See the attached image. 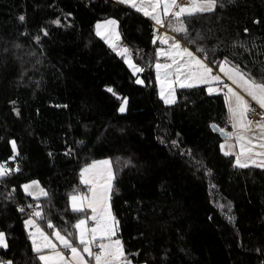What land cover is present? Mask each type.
<instances>
[{
	"label": "trees",
	"instance_id": "16d2710c",
	"mask_svg": "<svg viewBox=\"0 0 264 264\" xmlns=\"http://www.w3.org/2000/svg\"><path fill=\"white\" fill-rule=\"evenodd\" d=\"M108 18L119 22L120 42L144 67V85L135 83L123 60L96 36V22ZM56 19L60 26L52 23ZM185 23L210 37L209 48L224 42L217 59L236 52L254 75L264 68V0H236ZM153 28L148 18L116 0H0V162L21 169L0 184V193L16 188L6 206L0 199V230L10 245L0 249V258L39 264L17 204L39 203L56 228L75 238L72 225L83 214L71 211L68 194L80 190L82 167L109 159L116 175L110 201L119 222L116 238L126 253H139L130 256L134 264H264V171L234 168V157L221 152L223 138L211 124L231 129L222 94L209 96L201 85L177 88L176 105L160 100L151 70L158 45L152 43ZM233 40L258 47L249 54L232 49ZM13 42L23 47L13 49ZM108 87L128 97L124 114ZM13 139L20 153L15 162L9 160ZM172 140L193 158L170 148ZM117 158H131L136 166L122 167ZM33 179L49 198L34 201L24 194L20 185Z\"/></svg>",
	"mask_w": 264,
	"mask_h": 264
},
{
	"label": "snow or ice",
	"instance_id": "6c2138e0",
	"mask_svg": "<svg viewBox=\"0 0 264 264\" xmlns=\"http://www.w3.org/2000/svg\"><path fill=\"white\" fill-rule=\"evenodd\" d=\"M235 2L236 0H190V3L184 6L177 0H116V3L127 5L150 18L154 22L152 43L155 45L159 41L161 45H167L166 48L156 49L157 62L154 66L159 98L164 105L177 104V88L198 89L204 85L209 96L222 94L232 131H225L224 128L217 127L215 124L211 125L212 130L219 132L224 138V142L219 145L221 152L225 156L235 157L234 168H254L264 171V112L257 113L261 116L259 121L249 118V114L255 112L252 102L264 110V68H261L258 76L254 75L246 64L242 67L243 60L236 52L231 53V58L230 55L225 54L222 59H217L225 51L221 48L224 42L218 40L215 46L209 48L207 41L210 37L201 30H190L185 23L186 20L198 16L214 15L218 9L224 10ZM25 19L24 15L18 17L21 23ZM253 22L260 23L259 20ZM52 23L60 26L61 21L56 19ZM165 24L175 35H169L167 32L157 34L158 29L164 28ZM118 29L119 22L109 18L102 23H96L95 34L123 60L131 70L132 76L136 77L135 83L144 85V80L138 74L143 73L145 69L134 61L132 50L120 43ZM40 31L45 37L49 35L47 29L42 28ZM248 31L247 28L244 29L245 33ZM34 40L37 45L41 43L39 35H36ZM22 47L19 42L12 44L13 49ZM230 47L243 49L250 54L251 49H256L258 46L255 42L249 47L247 41L233 40ZM3 51L7 53L10 49L4 48ZM136 54L139 55L140 51L137 50ZM29 55L35 56V52L30 51ZM162 57L166 62H160ZM36 63H40V60L37 59ZM213 65L219 69L216 74H214ZM221 73L223 76L220 75ZM36 83L39 86V82ZM106 91L121 101L117 111L124 114L127 111L128 97L119 96L112 87H108ZM10 103L13 105V112L19 116L20 111L15 107V102L10 101ZM179 135L177 133V136ZM9 143L13 153L9 160L15 162L20 155L18 146L14 139ZM161 143H164L163 139ZM170 148L176 149L182 157L187 155L190 159L193 158L190 149H180L178 140H172ZM237 148L238 151H236ZM65 154L70 155L71 149ZM117 161L121 162L120 158H117ZM196 164L203 167L199 161ZM121 165L122 167L136 166L131 158L123 160ZM20 171L19 164L9 167L7 162H0V184ZM209 171L205 168L206 174ZM79 177L80 183L87 186L88 191L81 193L74 189L68 194V204L75 214H84L86 210H90L91 215L78 219L72 225L75 238H73L74 233L67 229H64L62 234V230L56 228L39 203L35 206L32 203L16 205L17 211L26 216L22 223L35 260L39 261V264H133L130 256H138L139 253H126L123 242L119 238H114L119 222L110 206L116 180L112 162L109 159L93 160L80 169ZM20 188L34 201H38L41 197H50L49 192L35 179L23 183ZM15 192L16 188L13 186L11 190L0 193V199L5 202V206L13 201ZM221 207L224 206L221 205ZM231 219L232 217L229 216L230 221ZM88 220L94 222L91 227L87 226ZM38 221L46 222L47 228L52 229L51 234H48ZM9 247L8 235L0 230V249L7 251ZM0 264H14V260L0 258ZM135 264L140 262L137 260Z\"/></svg>",
	"mask_w": 264,
	"mask_h": 264
},
{
	"label": "crops",
	"instance_id": "0c3cea01",
	"mask_svg": "<svg viewBox=\"0 0 264 264\" xmlns=\"http://www.w3.org/2000/svg\"><path fill=\"white\" fill-rule=\"evenodd\" d=\"M177 2L179 3V4H181V5H184V6H187L189 3H190V0H187V3H181L179 0H177ZM134 10V9H133ZM135 11V10H134ZM139 14H141V13H139ZM142 15V14H141ZM145 17V16H144ZM146 18H148V17H146ZM153 24H154V22L150 19V18H148ZM171 31V30H170ZM171 35H175L174 33H170ZM121 43V42H120ZM121 44H123V43H121ZM124 45V44H123ZM217 72H219V69H218V67H217ZM221 76H223V74L221 73L220 74ZM252 106H257V107H259L258 105H256L254 102H252ZM263 112H264V110H263ZM231 126V125H230ZM230 131H232V129H230L229 130V132ZM224 142V138H223V141H222V143ZM231 142V141H230ZM236 151H238V148L236 149ZM234 157V156H233ZM234 159H235V157H234ZM100 160H103V159H100ZM79 180H80V177H79ZM80 185H81V187H82V189H80L78 192H81V193H87V191H88V189H87V186H85V185H82L81 183H79ZM90 216L91 215V212H90V210H86V212L79 218V219H81V218H84V216ZM39 222V221H38ZM93 221H91V220H88V222H87V226H89V227H91L92 225H93ZM40 226L42 227V228H44V230L48 233V234H51V232H52V229H48L47 227H44L43 225H41L40 224ZM63 234V233H62ZM114 238H116V237H114ZM54 239V238H53ZM134 264V263H133Z\"/></svg>",
	"mask_w": 264,
	"mask_h": 264
},
{
	"label": "built area",
	"instance_id": "2783aa9c",
	"mask_svg": "<svg viewBox=\"0 0 264 264\" xmlns=\"http://www.w3.org/2000/svg\"><path fill=\"white\" fill-rule=\"evenodd\" d=\"M181 3H187V0H179ZM164 30H166L165 28H159L158 29V33L157 34H162L163 32H164ZM159 41H157V43H158ZM183 43V42H182ZM160 62H166L165 61V58H160ZM213 70H214V73H218L217 72V68H216V66L215 65H213ZM254 109H255V112L254 113H250L249 114V118L250 119H253V120H255V121H259L260 119H261V116L260 115H258L257 113H261V112H263V110H261L259 107H257V106H252ZM78 188L79 189H82V187L81 186H78Z\"/></svg>",
	"mask_w": 264,
	"mask_h": 264
},
{
	"label": "rangeland",
	"instance_id": "374dc122",
	"mask_svg": "<svg viewBox=\"0 0 264 264\" xmlns=\"http://www.w3.org/2000/svg\"><path fill=\"white\" fill-rule=\"evenodd\" d=\"M109 19V18H108ZM113 19V18H112ZM106 19H104V20H99V21H97V22H103V21H105ZM96 22V23H97ZM96 25V24H95ZM94 31H95V27H94ZM164 32H167L169 35H171L170 33H172L170 30H164ZM163 32V33H164ZM162 33V34H163ZM158 47H167V45H161L159 42H158V45L155 47V51H156V49L158 48ZM157 61H156V56H155V59H154V61L152 62V65H151V70H152V74H153V78H154V80H155V83H156V73H155V63H156ZM163 63V62H162ZM214 74H216V73H214ZM139 75V77H140V73L138 74ZM156 86H157V90H158V94H159V86L157 85V83H156ZM104 160V159H103Z\"/></svg>",
	"mask_w": 264,
	"mask_h": 264
},
{
	"label": "water",
	"instance_id": "95a60500",
	"mask_svg": "<svg viewBox=\"0 0 264 264\" xmlns=\"http://www.w3.org/2000/svg\"><path fill=\"white\" fill-rule=\"evenodd\" d=\"M212 124H213V123H212ZM212 124H211V125H212ZM216 132H217V131H216ZM218 133H219V132H218ZM219 135H220V133H219ZM220 137L223 138V136H221V135H220Z\"/></svg>",
	"mask_w": 264,
	"mask_h": 264
}]
</instances>
